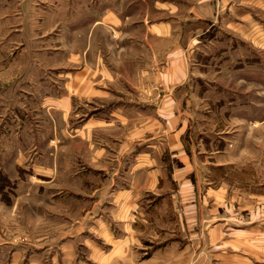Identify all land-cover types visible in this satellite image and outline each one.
<instances>
[{"label":"rangeland","instance_id":"rangeland-1","mask_svg":"<svg viewBox=\"0 0 264 264\" xmlns=\"http://www.w3.org/2000/svg\"><path fill=\"white\" fill-rule=\"evenodd\" d=\"M84 70L102 96L69 95ZM170 91L188 126L184 141L230 143L232 163L215 176L225 182V203L211 207L212 220L203 207L197 228L158 204L149 214L162 213V238L150 236L141 256L179 243L202 249L184 263L220 264L232 252L253 258L257 245L256 264H264V0H0L4 264H36L32 253L39 264H96L93 249L104 244L95 219L101 214L120 233L123 213L117 218L111 206L109 182L85 191L79 179L94 182L96 146L110 156L105 135L121 139L138 118H156L154 106ZM114 104L117 128H85ZM116 180L129 182L121 173Z\"/></svg>","mask_w":264,"mask_h":264},{"label":"crops","instance_id":"crops-1","mask_svg":"<svg viewBox=\"0 0 264 264\" xmlns=\"http://www.w3.org/2000/svg\"><path fill=\"white\" fill-rule=\"evenodd\" d=\"M108 15L112 16V14ZM102 23L103 17H100V19H94L92 24L102 25ZM84 45L87 46V44ZM77 56L80 59L81 55ZM75 77L79 79V84L78 87L69 91V95L78 94L83 97L103 95V89H95L90 76L87 79L85 70L78 71ZM178 102L171 91L164 93L154 106L157 112L156 118L137 117V123L130 126L132 128L128 130V134L121 139L117 132L105 135L110 142V156L105 152L108 147L96 146L93 158L96 170L94 182H91L92 179L84 178L83 182L79 179V188L85 191L92 188L95 191L99 188L106 190L109 182L112 191L111 206L117 208L114 209L117 210V218L120 211L123 213L120 222L124 225L120 233L114 232L112 223L101 214L95 219L97 228L94 232L104 244L93 249L92 256L96 264H208V262H193L191 259L184 263V254L198 255L202 249L199 246L195 248L178 246L179 243L171 246H157L151 250L148 257L141 256L145 249L149 248L145 241L150 236L162 238L163 226L159 224L160 219L162 223L164 222L162 213L161 216H154L152 219L149 214L158 204H169L175 221L182 227L196 226L197 228L203 207H209L205 211L206 214L211 215L207 219L212 220L216 217L212 216L211 207H222L225 203L223 197L226 189L225 182L221 178L217 180L215 176L224 174L227 165L232 163L231 151L226 149L230 143L226 140L210 138L205 142L206 146L202 139L194 142L189 138L188 142L184 141L183 135H186L188 126L177 113ZM120 108V104H114L108 109L107 118L100 116L89 118L93 119L92 124L87 119L85 128L92 126L95 133L98 128L110 129L107 132L110 133L113 126L117 125L114 112ZM85 132L84 139L87 140V135L90 133L87 129ZM119 173L128 176L129 182L126 183V187L119 186V181L116 180ZM101 177H104V182ZM92 183L95 184L94 187ZM176 207L182 209L181 212H177ZM154 220L156 229L152 232L148 231L150 222ZM212 233L215 234V229ZM174 235L175 237L171 238L177 237L176 234ZM181 237L183 238V236L178 238L182 239ZM255 238H261V235H255ZM175 241L172 243H177ZM72 251L70 249L68 253L71 254ZM38 254L32 253L36 264H39ZM250 255L253 258L236 252L228 253L225 254L224 263H221L256 264L263 256V247L254 245ZM1 260L3 261V257ZM1 262L0 264H4Z\"/></svg>","mask_w":264,"mask_h":264}]
</instances>
